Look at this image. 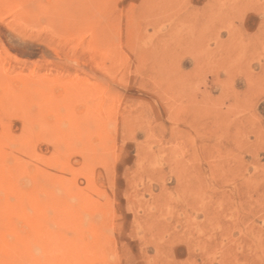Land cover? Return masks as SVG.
<instances>
[{
	"label": "rangeland",
	"instance_id": "374dc122",
	"mask_svg": "<svg viewBox=\"0 0 264 264\" xmlns=\"http://www.w3.org/2000/svg\"><path fill=\"white\" fill-rule=\"evenodd\" d=\"M0 76V264H264V0H0Z\"/></svg>",
	"mask_w": 264,
	"mask_h": 264
},
{
	"label": "bare ground",
	"instance_id": "6f19581e",
	"mask_svg": "<svg viewBox=\"0 0 264 264\" xmlns=\"http://www.w3.org/2000/svg\"><path fill=\"white\" fill-rule=\"evenodd\" d=\"M6 71H7V70H6ZM2 72H3V71H2ZM4 72H5V71H4ZM0 77H1V76H0ZM4 77H5V76H4ZM1 79H3V78H0V80H1ZM2 81H4V80H2ZM8 82H9V81H8ZM1 83H3V82H1ZM3 84H4V83H3ZM3 84H2V85H3ZM4 87H5V86H4ZM8 88H9V86H8ZM5 90H6V89L4 88V91H5ZM4 91H3V92H4ZM4 93H5V92H4ZM6 96H7V95H6ZM8 96H10V95L8 94ZM17 97H18V96H17ZM22 98H23V97H22ZM1 100H2V99H1ZM11 100H12V99H11ZM21 101H22V100H21ZM22 102H23V101H22ZM38 102H39V101H38ZM3 103H4V102H3ZM17 103H19V102H17ZM1 105H2V104H1ZM37 105H38V104H37ZM16 106H17V105H16ZM19 107L21 108V106H19ZM22 107H25V106H22ZM35 107H36V106H35ZM23 109H24V108H23ZM20 110H21V109H20ZM25 110H26V109H25ZM27 110H28V108H27ZM23 111H24V110H23ZM36 111H37V110H36ZM14 112H15V110H14ZM14 112H12V113L14 114ZM20 112H22V110H21ZM26 112H27V113H26ZM26 112H22V114H24V113H26V114L30 113V114H31V112H28V111H26ZM1 113H2V112H1ZM7 113H8V112H7ZM12 113H11V114H12ZM32 114H33V113H32ZM32 114H31V116H32ZM36 115H37V114H36ZM36 115H35V117H36ZM0 116H1V115H0ZM23 116H24V115H22V119L24 118ZM27 116H28V115H27ZM27 116H26V117H27ZM9 117H10V116H9ZM35 117H34V118H35ZM34 118L32 117L31 121H33ZM26 119H27V118H26ZM28 119H29V117H28ZM28 119H27V120H28ZM37 119H38V117H37ZM3 120H4V119H3ZM23 120H24V119H23ZM27 120H26V121H27ZM29 120H30V119H29ZM35 120H36V119H35ZM35 120H34V121H35ZM38 121H39V120H38ZM21 123H22V122H21ZM24 123H25V122H23V124H24ZM27 123H28V124H31L30 121H27ZM27 123H25V124L27 125ZM25 124H24L25 127H24L23 125H22V126H23L24 128H27V129H28V128H29V125L26 126ZM14 125H16V124H14ZM3 129H5V128H3ZM3 129H1V132H2ZM27 129L24 130V131H26V133H27ZM21 130H22V129H21ZM34 130H36V129H34ZM9 131H10V130H9ZM4 132H5V131H4ZM7 132H8V131H7ZM22 132H23V130H22ZM29 132L31 133V130H30ZM29 132H28V133H29ZM35 132H39V131L36 130ZM5 133H6V132H5ZM23 133H24V132H23ZM56 133L58 134V132H56ZM53 134H54L53 136L56 135L55 132H53ZM10 135H12V133H11ZM13 136H14V135H13ZM27 136H28V135H27ZM29 136H30V135H29ZM51 136H52V135H51ZM58 136H59V135H58ZM61 136H62V135H61ZM6 137H7V135H6ZM13 138H14V137H12V139H13ZM32 138H33V137H31L30 139H32ZM34 138H35V137H34ZM59 138H60V137H59ZM24 139H26V141H28L27 138H24ZM37 139H38V138H37ZM60 139H61V138H60ZM60 139H58V142L61 141ZM16 140H17V139H16ZM59 140H60V141H59ZM1 141H2V140H1ZM2 142H4V141H2ZM8 142H9V141H8ZM15 142H16V141H15ZM28 142H29V141H28ZM30 142H31V141H30ZM30 142H29V143H30ZM32 142H35V141H32ZM32 142H31V143H32ZM5 143H7V141H6ZM24 143H25V142H24ZM17 144L19 145L18 141H17ZM21 144H22V143H20V145H21ZM34 144H35V143H34ZM1 145H5V144H3V143L0 144V149H4V147L1 148ZM9 147H10V146H9ZM20 147H21V146H20ZM11 148H13L12 145H11ZM16 148H17V147H16ZM18 148H19V147H18ZM22 148H23V147H22ZM22 148H21V149H22ZM33 148H34V147H33ZM33 148H32V149H33ZM36 148H37V147H36ZM7 149H8V148H7ZM37 149H38V148H37ZM17 150H18V149H17ZM17 150L15 149V151H16V152H15V151H14V148H13V151H14V153H16V154H17ZM2 151H4V150H2ZM9 151H10V150H8V152H9ZM13 151H12V152H13ZM29 151H30V150H28L27 152L29 153ZM5 152H7V151H5ZM12 152H10V153H8V154H11ZM27 152H26V154H27ZM32 152H33V151H32ZM0 153H2V152H0ZM3 153H4V152H3ZM3 153H2V154H3ZM36 153H38V154L36 155ZM36 153H35V156L38 157V156H39V152H36ZM32 154H33V153H32ZM14 155H15V154H14ZM14 155H12V156H14ZM19 155H20V154H19ZM30 155H31V153H30ZM2 156H4V155H2ZM10 156H11V155H10ZM26 156H27V155H26ZM35 156H34V158L36 159ZM21 157H22V156H21ZM29 157H30V156H28L27 159H29ZM32 157H33V156H32ZM9 158H10V157H9ZM11 158H12V157H11ZM30 158H31V157H30ZM38 158H39V157H38ZM6 159H7V158H6ZM13 159H14V158H13ZM35 159H34V160H35ZM1 160H2V159H1ZM4 160H5V159H4ZM18 160H19V158H18ZM31 160H32V158L30 159V161H31ZM2 161H3V160H2ZM15 161H17V160H15ZM27 161H28V160H27ZM27 161H25L26 164H28ZM37 161H38V160H37ZM13 162H14V161H13ZM28 162H29V161H28ZM35 162H36V160H35ZM38 162H39V161H38ZM8 163H9V162H8ZM14 163H15V162H14ZM14 163L11 164V165H14ZM19 163H20V162H19ZM31 163H32V161H31ZM31 163H30V164H31ZM21 164H22V166H23V163H21ZM21 164H20V165H21ZM30 164H29V165H30ZM20 165L18 164L19 167H20ZM35 165H36V164H35ZM37 166H38V164L36 165V168L38 169ZM11 167H12V166H11ZM13 167H15V165H14ZM17 168H18V167H17ZM17 168L15 167L16 172H17ZM22 168H23V169H21V167H20V169H21L20 171H23V172L26 171V170H24V169H25L24 166H23ZM15 169H13V170H15ZM7 170H8V169H7ZM33 170H34V169H33ZM33 170H32V171H33ZM34 171H35V170H34ZM1 172H2V171H1ZM23 172H22V173H23ZM2 173H3V172H2ZM8 173H9V170H8ZM38 173H39V172H38ZM38 173L36 172V174H38ZM6 174H7V173H6ZM28 174H29V173H28ZM30 174H33V172H31ZM34 174H35V173H34ZM47 174H48V172H47ZM9 175H10V174H9ZM1 176H2V175H1ZM32 176H33V175H32ZM36 176H37V175H36ZM24 177H25V176H24ZM33 177H34V176H33ZM3 178H5V177H3ZM3 178H2V179H3ZM17 178H18V177H17ZM15 179H16V178H15ZM19 179H21V178H19ZM37 179H38V178H37ZM12 180H13V179H12ZM0 181L3 182L4 179H3V181H2V180H0ZM13 181H14V180H13ZM15 181H16V180H15ZM32 181H33V180H32ZM37 181H39V180H37ZM5 182H6V181H5ZM17 182H18V181H17ZM18 183H19V182H18ZM2 184L4 185V182H3ZM16 184H17V183H16ZM0 186H1V185H0ZM2 187H3V186H2ZM7 187H9V186L7 185ZM53 187H54V186H53ZM33 188H34V187H33ZM15 189L17 190L18 188H15ZM53 189H54V188H53ZM16 190H15V191H16ZM34 190H35V189H34ZM40 190H41V189H39V191H40ZM42 190H44V189H42ZM51 190H52V189H51ZM51 190H50V192H51ZM56 190H58V189H56ZM63 190H64V188H63ZM63 190H62V188L60 189L61 192H62ZM8 191H9V190H8ZM60 191L58 190L59 193H61ZM28 192H29V190H28ZM9 193H10V192H9ZM37 193H40V192H37ZM37 193H36V194H37ZM11 194H12V191H11ZM11 194H10V195H11ZM13 194H14V191H13ZM28 194H29V193H28ZM31 194H32V192H31ZM41 194H42V193H41ZM46 194H47V192H46ZM26 195H27V194H26ZM48 195H49V194H48ZM21 196L23 197V195H21ZM36 196H37V195H36ZM38 196H39V195H38ZM51 196H52V194H51ZM31 197H32V196H31ZM48 197H49V196H48ZM23 198H24V197H23ZM8 199H9V198H8ZM20 199H21V198H20ZM42 199H43V198H42ZM51 199H52V197L49 198L48 200H51ZM82 199H83V197H82ZM84 199H85V198H84ZM26 200H27V201H31V200H28V199H26ZM33 201H34V200H33ZM36 201H37V202L40 201V200L38 199V197H37V200H36ZM44 201H46V199H44ZM83 201H84V200H83ZM21 202H23V201H21ZM40 202H41V201H40ZM51 202H52V200H51ZM84 202H86V199H85ZM10 203H11V202H10ZM26 203H27V202H26ZM29 203H30V202H29ZM33 203H34V202H33ZM30 204H31V203H30ZM30 204H29V205H30ZM36 204H37V203H36ZM46 204H47V202H46ZM48 204H49V203H48ZM54 204H55V203H54ZM59 204H61V203H59ZM44 205H45V204H44ZM44 205H43V206H44ZM49 205H50V204H49ZM57 205H58V204H57ZM57 205H56V206H57ZM61 205H62V204H61ZM19 206H21V204H19ZM36 206H37V205H36ZM82 206H83L84 208H86L85 205H84V203H83ZM16 207H17V206H16ZM45 207H46V206H45ZM47 207H48V206H47ZM57 207L60 208V206H57ZM83 207H81V208H83ZM49 208H50V207H49ZM84 208H83V209H84ZM15 209H16V208H15ZM18 209H20V208H18ZM22 209H23V208H22ZM24 209H25V208H24ZM31 209H32V208H31ZM34 209H35V208H34ZM38 209H40V208H38ZM47 209H48V208H47ZM52 209H54V208H52ZM61 209H62V210H61ZM9 210H10V209H9ZM25 210H26V209H25ZM35 210H36V209H35ZM35 210H34V211H35ZM45 210H46V209H45ZM63 210H64V209H63L62 206H61L59 212H60V211H63ZM21 211H22V210H21ZM31 211L33 212V210H31ZM39 211H40V210H39ZM39 211H37V213H38ZM85 211H86V210H85ZM15 212H16V211H15ZM25 212L27 213V210H26ZM25 212H23L24 215H25ZM32 212H31V215H32ZM47 212H48V211H47ZM11 213H14V211H13V212H10L9 214H11ZM18 213H20V210L18 211ZM43 213H44V211H43ZM27 214H29V213H27ZM33 214H34V213H33ZM38 214H39V213H38ZM38 214H37V215H38ZM40 214H41V213H40ZM60 214H62V212H60ZM46 215H47V213H46ZM13 216H14V215H13ZM22 216H23V215H22ZM29 216H30V215H29ZM43 216H44V215H43ZM43 216H42V217H43ZM62 216H63V218H64L65 215L63 214ZM62 216H61V219H63ZM84 216H85V214H84ZM27 217H28V216H27ZM31 217H32V216H31ZM55 217H56V216H55ZM59 217H60V216H59ZM59 217H58V219H59ZM87 217H88V216H87ZM87 217H86V218H87ZM10 218H12V217H10ZM10 218H9V220H10ZM22 218H24V217H22ZM29 218H30V217H29ZM37 218H39V215H38ZM48 218H50V217H48ZM48 218H47V219H48ZM24 219H25V218H24ZM84 219H85V218H84ZM89 219H90V218H89ZM1 220H3V219H1ZM1 220H0V224L2 225V223H1L2 221H1ZM9 220H8V221H9ZM16 220H17V219H16ZM29 220H31V219H29ZM32 220H33V218H32ZM37 220L39 221V219H37ZM51 220H52V219H51ZM54 220H55L54 222H56V218H55ZM3 221H4V220H3ZM8 221H7V225H8ZM33 221H34V220H33ZM38 221H36V222H37V225H38ZM40 221H42V220L40 219ZM52 221H53V220H52ZM82 221H83V220H82ZM89 221H91V220H89ZM4 222H5V224H6V221H4ZM11 222H12V221L10 220V224H11ZM30 222L33 223L32 221H30ZM49 222H50V221H49ZM54 222H53V224H54ZM13 223H14V222H13ZM82 223H83V222H82ZM92 223H93V222H92ZM3 224H4V223H3ZM5 224H4V225H5ZM4 225H2V226H4ZM12 225H13V224H12ZM39 225H40V224H39ZM45 225H46V224H45ZM51 225H52V224H51ZM46 226H47V225H46ZM49 226H50V225H49ZM34 227H35V226H34ZM38 227H40V226H38ZM38 227H37V228H38ZM11 228H12V227H11ZM13 228H14V227H13ZM31 228H32V227H31ZM41 228H42V227H41ZM50 228H51V227H50ZM14 229H15V228H14ZM14 229H13V230H14ZM17 229H18V228H17ZM33 229H34V228H33ZM39 229H40V228H39ZM46 229L49 230L48 226H47ZM53 229H54V228H53ZM18 230H19V229H18ZM48 230H47V233H45L44 235L47 236V234H48V236H49V234H50L51 232L48 233ZM34 231H35V230H34ZM49 231H50V230H49ZM51 231L53 232L52 229H51ZM16 232H17V231H16ZM21 233H22V232H21ZM41 233H42V231H41ZM54 233H55V231H54ZM32 234H33V233H32ZM51 234H52V233H51ZM36 235H39V234H36ZM44 235H43V236H37V237H36V236H32V235H27V236H25V237H23V238H22L21 236H20V237L18 236L19 238H18L17 241L22 245V248H20V250H21V252H22V255L25 256L28 260L30 259V261H32V262L35 261V259H37L36 255H35V249H36L35 246H36V245L39 246V244L41 243V242H39V241L41 240V239H39V237H44V238H45L46 236H44ZM55 235H57V234H55ZM51 236H52V235H51ZM7 237H8V236H7ZM52 237H54V234H53ZM44 238H42V241L44 240ZM57 238L59 239V237H57ZM14 239H15V238H14ZM46 239H47V238H46ZM47 240H48V239H47ZM49 240H51V237H50ZM54 240H56V239L54 238L53 241H54ZM37 242H38V244H37ZM54 242L57 244V241H54ZM49 243H50V244H49ZM49 243H48L49 245H52V246H53V244L51 243V241H49ZM5 245H8V244H5ZM40 245H41V244H40ZM46 245H47V244H46ZM15 246H16V245H14L13 247H15ZM52 246H51V247H52ZM6 247H7V246H6ZM13 247H11V248H13ZM45 247H46V246H45ZM47 247H49V248H47ZM47 247L44 248L45 251H46V250H48V251L51 250V247H50V246H47ZM53 247H54V246H53ZM53 247H52V248H53ZM56 247H58V246H56ZM0 248H1V247H0ZM5 249H6V248H4V251H5ZM40 249H41V248H40ZM56 249H57V248H56ZM6 250H7V249H6ZM8 250L11 251L12 249H8ZM17 250H18V249H17ZM54 250H55V248H54ZM59 250H61V249H59ZM59 250L57 249V251H59ZM41 251H42V250H41ZM48 251H47V252H48ZM52 251H53V249L51 250V252H52ZM57 251H56V252H57ZM5 252H6V251H5ZM13 252H14V248H13ZM18 252L20 253V251H18ZM47 252H46V253H47ZM51 252H50V254H51ZM54 252H55V251H54ZM87 252H88V251H87ZM15 253H16V252H15ZM39 253H40V252H39ZM46 253H45V254H46ZM63 253H64V252H63ZM6 254H7V253H6ZM8 254H9V253H8ZM10 254H11V253H10ZM68 254H69V253H68ZM11 255H13V253H12ZM11 255H7V258H8V256H9V258H8L9 260H10V258H11V257H10ZM14 255H15V254H14ZM19 255H20V254H19ZM22 255H21V257H23ZM38 255H39V254H38ZM51 255H52V254H51ZM60 255H62V250H61V253L59 254V256H60ZM65 255H67V252H66ZM260 255H262V254H260ZM15 256H16V255H15ZM42 256H43L44 259H45L46 255H42ZM52 256H54V255H52ZM63 256H64V255H62L61 258H62ZM19 257H20V256H19ZM25 257H24V258H25ZM38 257H39V256H38ZM40 257H41V255H40ZM40 257H39L40 260L43 259V257H42V258H40ZM47 257H48V256H47ZM57 257H58V256H57ZM65 257H69V256H65ZM259 257H260V256H259ZM7 258H6V256H5V259H7ZM53 258H54V257H53ZM59 258H60V257H59ZM59 258H58V260L61 259V258H60V259H59ZM63 258H64V257H63ZM63 258H62V259H63ZM18 259H20V258H18ZM18 259H13V262H15V260H18ZM27 259H26V260H27ZM50 259H51L52 262H48V263H49V264H50V263H54L53 260H54L55 258L52 260V257H50ZM50 259H49L48 261H50ZM66 259H67V258H66ZM261 259H262V258H261ZM261 259H259V260L261 261ZM3 260H4V258H3ZM11 260H12V258H11ZM11 260H10V261L6 260V261H8L9 263H10V262L12 263ZM26 260H24V262L28 263V262H27L28 260H27V261H26ZM45 260H46V259H45ZM45 260H44V262H45ZM64 260H65V259H64ZM64 260H63V262H64ZM67 260H68V259H67ZM262 260H263V259H262ZM1 261H2V259H1ZM1 261H0V262H1ZM6 261H4V262H6ZM61 261H62V260H61ZM61 261H60V262H61ZM65 261H66V260H65ZM4 262H2V264H3ZM8 262H7V263H8ZM17 262H18V264H19V261H17ZM21 262H22V264L24 263L23 260H22ZM46 262H47V260H46ZM46 262H45V263H46ZM57 262H58V261H57ZM67 262H68V261H66V262H64V263L68 264L69 262H68V263H67ZM263 262H264V260H263ZM9 263H8V264H9ZM11 263H10V264H11ZM15 263H16V262H15ZM45 263H44V264H45ZM64 263H63V264H64ZM4 264H6V263H4ZM16 264H17V263H16ZM28 264H29V263H28ZM35 264H37V262H36ZM38 264H40V263L38 262ZM41 264H42V263H41ZM46 264H47V263H46ZM54 264H55V263H54ZM61 264H62V263H61Z\"/></svg>",
	"mask_w": 264,
	"mask_h": 264
}]
</instances>
